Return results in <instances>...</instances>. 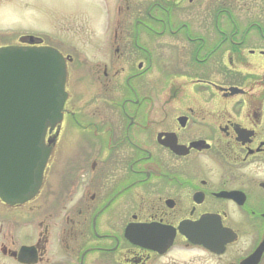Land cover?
Listing matches in <instances>:
<instances>
[{
    "label": "flooded vegetation",
    "instance_id": "1",
    "mask_svg": "<svg viewBox=\"0 0 264 264\" xmlns=\"http://www.w3.org/2000/svg\"><path fill=\"white\" fill-rule=\"evenodd\" d=\"M49 6L67 75L0 264H264V0Z\"/></svg>",
    "mask_w": 264,
    "mask_h": 264
},
{
    "label": "water",
    "instance_id": "2",
    "mask_svg": "<svg viewBox=\"0 0 264 264\" xmlns=\"http://www.w3.org/2000/svg\"><path fill=\"white\" fill-rule=\"evenodd\" d=\"M66 75L55 49L0 48V197L10 204L31 199L42 184L50 153L44 133L61 120Z\"/></svg>",
    "mask_w": 264,
    "mask_h": 264
},
{
    "label": "rangeland",
    "instance_id": "3",
    "mask_svg": "<svg viewBox=\"0 0 264 264\" xmlns=\"http://www.w3.org/2000/svg\"><path fill=\"white\" fill-rule=\"evenodd\" d=\"M73 4L90 11L88 0H0V47L16 45L23 35L42 38L47 29V8Z\"/></svg>",
    "mask_w": 264,
    "mask_h": 264
}]
</instances>
